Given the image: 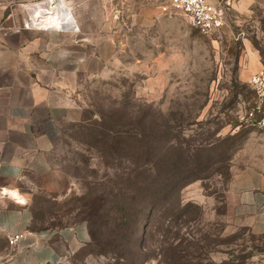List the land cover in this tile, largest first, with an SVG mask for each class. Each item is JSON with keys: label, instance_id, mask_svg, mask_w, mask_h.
I'll list each match as a JSON object with an SVG mask.
<instances>
[{"label": "rangeland", "instance_id": "374dc122", "mask_svg": "<svg viewBox=\"0 0 264 264\" xmlns=\"http://www.w3.org/2000/svg\"><path fill=\"white\" fill-rule=\"evenodd\" d=\"M34 2L15 1L19 20ZM72 2L71 11L63 4L80 29L72 33L87 38L88 51L98 59L90 73L76 78L75 98L86 121L63 129L50 158L53 170L42 177L27 171L21 186L38 225L60 229L90 219L115 220L130 202L126 187L137 173L126 160L101 158L93 135L100 130L96 112H117L125 121L136 116L152 134L163 122L184 146L199 145L203 164L200 180L140 221L139 251L111 253L107 231L97 248L81 246L62 264H264V237L252 240L244 227L225 220L231 166L243 167L245 148H258L264 137V128L241 120L257 99L240 76L252 56L264 62V0H241L225 27L208 36L163 0ZM176 199L183 213L173 209Z\"/></svg>", "mask_w": 264, "mask_h": 264}, {"label": "crops", "instance_id": "0c3cea01", "mask_svg": "<svg viewBox=\"0 0 264 264\" xmlns=\"http://www.w3.org/2000/svg\"><path fill=\"white\" fill-rule=\"evenodd\" d=\"M15 1L0 0V264H62L88 243L86 223L31 231L29 199L21 186L27 171L42 177L53 170L50 158L63 129L83 121L76 78L90 73L98 58H92L85 37L24 28ZM64 3L71 11L72 0ZM252 57L241 70L245 81L264 74L262 62ZM258 140V148H245L243 167L231 166L225 191L226 222L255 235L264 234V137ZM17 235L22 237L17 246H9L8 238Z\"/></svg>", "mask_w": 264, "mask_h": 264}, {"label": "trees", "instance_id": "16d2710c", "mask_svg": "<svg viewBox=\"0 0 264 264\" xmlns=\"http://www.w3.org/2000/svg\"><path fill=\"white\" fill-rule=\"evenodd\" d=\"M118 114L113 111L111 113L96 112L95 115L99 117L96 125L100 130L93 132V135L100 144L95 148L102 154L101 158L111 162L126 160L129 166L134 168L131 171L134 174L137 173L134 184L126 187L131 192L130 202L119 208L120 217L115 220L90 219L73 225L86 223L89 241L85 246L94 247V249L99 246L100 240L108 231L105 244L108 251L113 254L121 251L127 253L139 251L144 241L140 236V221L147 215L146 218H151L158 207L168 204L184 186L200 180L201 177L197 172L203 164L199 163V145L192 150L184 146L179 133L176 136L173 134L170 136L172 131L170 126L158 122L155 124L159 128L158 131L152 134L147 121L138 120V117L131 115H127V121H125L124 117ZM85 121L83 116L82 122ZM176 130L179 132L180 128L177 127ZM105 164L107 165L108 162L105 161ZM173 209L183 213L185 206L176 199ZM30 211L32 213L31 231L50 229L38 225L36 212L31 208ZM98 212V209L95 210L96 214ZM39 216L42 218L43 214L40 213ZM242 231L247 232L252 240L256 237H264V234H253L248 228H243Z\"/></svg>", "mask_w": 264, "mask_h": 264}, {"label": "built area", "instance_id": "2783aa9c", "mask_svg": "<svg viewBox=\"0 0 264 264\" xmlns=\"http://www.w3.org/2000/svg\"><path fill=\"white\" fill-rule=\"evenodd\" d=\"M167 7L182 13L189 21L190 25L195 28L202 35H211L220 32L226 25V21L230 12L241 0H163ZM61 0H37V2L28 4L30 7L33 5H40L44 10L36 11L32 17L26 14L23 20V27L26 29H35L39 31H55V32H74L77 30L75 23L70 25L63 22L61 10H66L60 7ZM70 14V13H69ZM52 16L58 19L62 27H49L39 25V23L47 20L46 18ZM34 18H37V24L34 23ZM62 21V22H61ZM45 22V21H44ZM248 84L252 89L256 101L254 105L250 106L243 118L241 119L249 126L258 129L264 128V112H261V103L264 99V75H252ZM242 123V122H241ZM24 201L21 204H26ZM52 234V233H51ZM22 237L17 235L8 238V244L11 247H16L17 243Z\"/></svg>", "mask_w": 264, "mask_h": 264}, {"label": "bare ground", "instance_id": "6f19581e", "mask_svg": "<svg viewBox=\"0 0 264 264\" xmlns=\"http://www.w3.org/2000/svg\"><path fill=\"white\" fill-rule=\"evenodd\" d=\"M64 0H61L60 2V7H63L65 9H67L64 5ZM27 11H28V14L32 17L33 14H35L36 11H40L41 9H43V7L41 8L40 5H33V6H27L24 7ZM68 10V9H67ZM67 10H61V15H62V21L63 22H66V23H69L70 25H72L73 27V23H75L74 21V18L73 17H70L69 13ZM47 20H44L43 22L39 23V25H43L44 23V26H49V27H53V28H56V27H62L63 25H60V21L57 19H55L54 17L52 18V16L46 18ZM34 23L37 24V18H34ZM61 21V22H62ZM76 25V24H75ZM6 193H8L10 195V197H12L13 199H18V198H21V196L15 192V191H5Z\"/></svg>", "mask_w": 264, "mask_h": 264}]
</instances>
